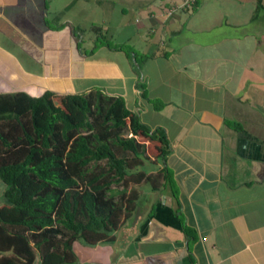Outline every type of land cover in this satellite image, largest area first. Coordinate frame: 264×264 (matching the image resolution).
Here are the masks:
<instances>
[{"label": "crops", "instance_id": "obj_1", "mask_svg": "<svg viewBox=\"0 0 264 264\" xmlns=\"http://www.w3.org/2000/svg\"><path fill=\"white\" fill-rule=\"evenodd\" d=\"M160 4L145 11L159 45L128 47L138 65L104 42L82 47L49 0H0V92L95 87L167 140L153 171L166 167L172 188L139 189L111 241H73L77 264H264V0Z\"/></svg>", "mask_w": 264, "mask_h": 264}, {"label": "trees", "instance_id": "obj_2", "mask_svg": "<svg viewBox=\"0 0 264 264\" xmlns=\"http://www.w3.org/2000/svg\"><path fill=\"white\" fill-rule=\"evenodd\" d=\"M100 42L132 53L138 65L146 57ZM144 81L135 83L141 97ZM167 151L163 132L141 123L119 95L95 87L0 92V264H33L36 254L39 264H77L73 241H111L141 184L172 188L166 167L139 168L146 153L153 160Z\"/></svg>", "mask_w": 264, "mask_h": 264}, {"label": "rangeland", "instance_id": "obj_3", "mask_svg": "<svg viewBox=\"0 0 264 264\" xmlns=\"http://www.w3.org/2000/svg\"><path fill=\"white\" fill-rule=\"evenodd\" d=\"M160 1L49 0V11L58 12L61 19L69 20L78 27L82 47L91 46L94 41L103 39L108 43H121L124 47L128 46L133 50L141 49L147 53L159 45L158 40L161 36L157 26L149 25L146 21L145 11L148 8L152 9L153 6L160 11ZM169 1L175 4L180 2V0ZM123 135L129 134L125 132ZM146 154L149 159L144 160L139 168L153 171L155 169V163L151 160L153 154ZM147 187L145 183L140 185V189Z\"/></svg>", "mask_w": 264, "mask_h": 264}, {"label": "built area", "instance_id": "obj_4", "mask_svg": "<svg viewBox=\"0 0 264 264\" xmlns=\"http://www.w3.org/2000/svg\"><path fill=\"white\" fill-rule=\"evenodd\" d=\"M189 1H187L186 3H188Z\"/></svg>", "mask_w": 264, "mask_h": 264}]
</instances>
